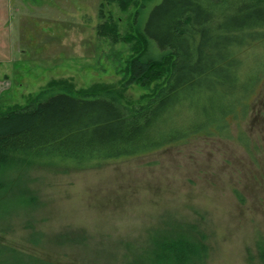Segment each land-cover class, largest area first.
I'll list each match as a JSON object with an SVG mask.
<instances>
[{"label": "rangeland", "instance_id": "374dc122", "mask_svg": "<svg viewBox=\"0 0 264 264\" xmlns=\"http://www.w3.org/2000/svg\"><path fill=\"white\" fill-rule=\"evenodd\" d=\"M159 1L0 0V113L59 89L144 104L169 64L128 82V64L144 49L134 17L143 2L147 17ZM252 104L244 139L236 131L233 139L196 137L68 172L12 160L3 166L10 214L0 207L11 226L0 238L60 263L142 264L151 240L184 229L205 237V264H263L256 243L264 237V88Z\"/></svg>", "mask_w": 264, "mask_h": 264}, {"label": "trees", "instance_id": "16d2710c", "mask_svg": "<svg viewBox=\"0 0 264 264\" xmlns=\"http://www.w3.org/2000/svg\"><path fill=\"white\" fill-rule=\"evenodd\" d=\"M148 4L135 13L144 49L128 64V82L138 83L151 70L169 65L165 82L144 104L129 107L113 93L59 89L0 113L1 216L11 211L12 179L3 166L10 168L12 160L68 172L148 155L196 137L233 139L236 131L247 138L241 123L264 88V0H160L145 18ZM10 226L0 220L1 233ZM2 239L0 264L78 263L34 256ZM154 240L142 256L147 264H205L203 235L192 237L182 229ZM256 244L264 264V237Z\"/></svg>", "mask_w": 264, "mask_h": 264}]
</instances>
